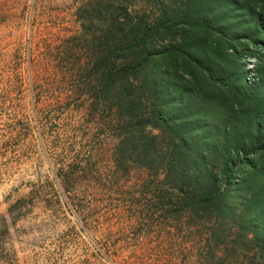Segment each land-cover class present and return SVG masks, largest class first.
Returning a JSON list of instances; mask_svg holds the SVG:
<instances>
[{
  "label": "rangeland",
  "instance_id": "rangeland-1",
  "mask_svg": "<svg viewBox=\"0 0 264 264\" xmlns=\"http://www.w3.org/2000/svg\"><path fill=\"white\" fill-rule=\"evenodd\" d=\"M91 1L0 0V264H264L261 222L161 214L164 175L114 169L115 139L80 107L94 93L90 40L110 13L163 21L194 0H120L125 11L109 0L84 7ZM168 90L161 99L173 98ZM169 109L195 116L179 101ZM186 122L188 141L208 157L210 124ZM249 205L236 201V213L251 216Z\"/></svg>",
  "mask_w": 264,
  "mask_h": 264
},
{
  "label": "trees",
  "instance_id": "trees-1",
  "mask_svg": "<svg viewBox=\"0 0 264 264\" xmlns=\"http://www.w3.org/2000/svg\"><path fill=\"white\" fill-rule=\"evenodd\" d=\"M98 2L84 7L96 10ZM107 23L90 40L93 60L84 70L94 93L80 107L100 115L115 139L114 169L163 174L155 197L163 215L192 224L250 217L264 226V0H194L190 11L155 22L114 11ZM166 38L177 42L161 45ZM163 87L173 98L161 99ZM178 101L195 116L174 118L169 108ZM191 118L210 124L208 157L188 141ZM236 201L254 214L236 213Z\"/></svg>",
  "mask_w": 264,
  "mask_h": 264
}]
</instances>
